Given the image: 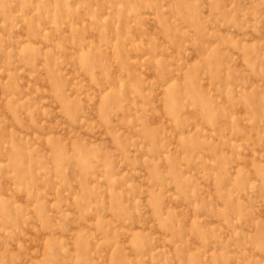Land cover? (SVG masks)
<instances>
[{"label": "rangeland", "instance_id": "374dc122", "mask_svg": "<svg viewBox=\"0 0 264 264\" xmlns=\"http://www.w3.org/2000/svg\"><path fill=\"white\" fill-rule=\"evenodd\" d=\"M0 264H264V0H0Z\"/></svg>", "mask_w": 264, "mask_h": 264}]
</instances>
